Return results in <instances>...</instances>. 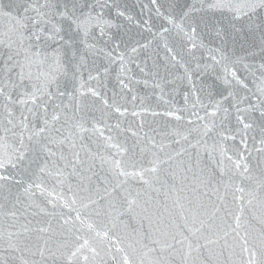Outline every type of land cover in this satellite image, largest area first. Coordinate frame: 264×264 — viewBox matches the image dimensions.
<instances>
[{
    "label": "snow or ice",
    "instance_id": "snow-or-ice-1",
    "mask_svg": "<svg viewBox=\"0 0 264 264\" xmlns=\"http://www.w3.org/2000/svg\"><path fill=\"white\" fill-rule=\"evenodd\" d=\"M201 3L207 11L227 12L236 31L242 30L235 28L241 20L248 21L249 31L258 30L252 18L264 10V0ZM114 7L109 0L92 4L89 0H25L23 5L0 8V20L10 21L7 29L0 27V194L6 186L21 189L11 210L5 212L0 204V217L23 215L17 205L24 211L38 207L37 193L46 205L76 212L74 218L61 216L64 225H73L67 235L32 245L35 252L19 231H8L5 237L0 227V243L6 240L14 252L33 256L38 252L41 261L51 257L60 264H108V260L115 264H264V86L259 95L239 96L234 85L247 88L236 68L240 58L233 60L222 46L209 48L212 63L203 67L220 69L217 79L225 89L218 99L209 93L207 103L203 102L201 90L193 86L185 95L186 104L193 98L187 119L179 110L165 113L184 121V126L172 129L160 141L155 136L138 137L132 149L113 142L111 135L105 136L112 126L85 117L82 98L90 95L120 115L127 108L110 104L98 88L87 87L73 62L83 67L87 53L81 54V49L97 51L95 43L88 41L96 28L105 34V26L110 25L103 12ZM116 15L125 13L117 8ZM189 17L184 12L179 22L172 15L164 20L183 34L192 52L204 44L198 37V25L187 23ZM169 31L161 26V34ZM222 33L223 29H216L217 36ZM137 47L147 44L137 42ZM137 47L131 48L132 54ZM114 51L99 50L123 66L125 54L114 57ZM166 51L179 64L173 49L166 47ZM184 74L191 82V71L186 68ZM98 77L99 73L89 75L88 80ZM120 84L129 87L123 80ZM257 120L259 139L252 136L250 147L248 133L256 130ZM229 141L234 148L228 146ZM253 152L259 157L255 171L250 162ZM73 178L75 190L72 184L65 187ZM153 193H163L166 201L175 197L173 206L179 208L182 223L166 222ZM25 201L29 202L26 206ZM90 206L105 221L102 225L87 223L89 235L82 236L77 234L80 229L73 230L74 221L84 225L82 213ZM125 216L138 218L140 226L122 236L117 230ZM39 232L45 234L48 229ZM21 264L29 262L22 259Z\"/></svg>",
    "mask_w": 264,
    "mask_h": 264
},
{
    "label": "water",
    "instance_id": "water-1",
    "mask_svg": "<svg viewBox=\"0 0 264 264\" xmlns=\"http://www.w3.org/2000/svg\"><path fill=\"white\" fill-rule=\"evenodd\" d=\"M24 3L25 0H0V8L6 9L9 5L19 6ZM92 3H95V0H89V4ZM109 3H114L115 7L104 9L103 18L109 21L110 26H105V34L103 35H101L100 29L96 28L92 33V39L88 41L95 43L97 51L88 53L86 49H81V54L87 53L86 63L83 67H79L73 62V67L76 69L80 80L86 82L87 87L98 88L108 98L110 104L115 102V105L120 106L122 110L127 108V112L120 115L104 108L99 101L90 95H85L82 98V103L86 105L85 117L90 121L93 119L102 120L112 126V132L105 131V136L111 135L114 138L113 142L126 144L129 149H132L138 137L155 136L160 141L172 129L184 126V121L178 122L174 118L166 116L165 113L170 110H179L178 114L183 113L187 119V112L193 110V98L190 96L186 104L185 95L190 93L193 86L201 90L200 95L203 102L207 103L209 93L218 99L219 94L224 93L225 89L222 81L217 79L220 69L208 67L205 70L203 67L212 63L208 55L209 48L222 46L233 60L240 58L236 68L247 88L234 85L239 96L251 98L254 95H259V89L264 86L261 84V81H264V67H262L264 65V36H262V32H264V10L252 18L259 25L258 30L249 31L246 27L248 21L241 20L236 23L235 28L242 30L236 31L233 29L231 16L227 12L213 13L207 11L206 6L202 7L201 0H156L155 4L152 3V0H109ZM117 8L123 11L125 15L117 16ZM157 9H159V15ZM193 9H199V11ZM97 11L100 9L97 8ZM184 12L190 13L187 23L198 25V37L204 44V47L192 52L187 50L186 38L183 34L164 20V16L172 15L179 22ZM144 21H148L149 24L144 25ZM93 23L95 24V21ZM9 26V20H0V27L7 29ZM149 26L150 30H146ZM161 26L169 28L170 31L161 34ZM218 28L223 29L221 36L216 34ZM187 30L186 28L185 31ZM137 42L140 45L147 44V47H137ZM116 45L119 47L116 48ZM133 47H137L134 54L131 53ZM166 47L173 49V54L177 55L179 64L171 60ZM100 49H103L104 52L115 49L114 57L124 53L123 66L119 60L107 58L99 52ZM198 64L201 65L199 69H197ZM186 68L192 73L191 82L185 77ZM98 73V80H88L89 75L97 77ZM68 75H72L71 70ZM121 80L129 85L127 89L121 86ZM258 115V112L255 113L253 118L258 117ZM117 123H119V128L115 127ZM259 124L260 121L257 120L256 130L248 133L250 147L253 144L252 136L259 139ZM132 132H136L137 136H133ZM238 140L239 138H237V142ZM163 142L167 144L168 140ZM228 146L230 148L235 147L231 141L228 142ZM92 147L95 150V145ZM135 150L138 152L139 146ZM258 160L259 157L253 152L250 162L254 171ZM97 168H99L98 164ZM68 184H72L73 190H75L76 180L74 178L66 181L65 187ZM18 191L21 189L12 185L10 189L6 186L3 193L0 194L3 197L0 199V204H3L5 212L12 209ZM57 191L60 189L57 188ZM82 195H86V193H82ZM152 195L154 200L159 199V211L167 217L166 222L173 220L176 224L182 223L179 218V208L173 206L175 197L166 201L163 193H153ZM28 203L25 201V206ZM35 203L39 206L28 208L27 211H24L21 205H17L16 207L23 212V215L18 213L17 218L0 217V227L3 228L5 237L8 231H19L24 242L29 244L33 252L36 251V248L32 245H42L48 237H52L54 242L57 238H62V235H67V228L73 227V225H64L61 216L64 218L76 216V212L70 208L60 206L53 208L51 205H46L44 198L39 193H37ZM76 207L78 208L79 205ZM41 208L44 211H41ZM81 218L85 224L81 225L79 221H74L73 230L80 229L81 231L77 234L82 236L89 235L87 223L102 225L105 221L103 216H96L91 206L82 213ZM9 225H14V227L10 228ZM139 226L138 218L125 216L117 231L123 236L132 232L133 229L139 228ZM25 227L29 229L28 232L24 231ZM40 228H47L48 232L41 234ZM21 246L23 247V242ZM49 246L55 250L54 243H50ZM104 246H107L106 243ZM57 255L59 254L57 253ZM22 259L27 260L29 264H32L34 260L40 261L41 264H60L58 259L54 261L51 257L41 261L38 252L35 256L31 252H25L23 255L20 252H14L9 249L6 240L0 243V264H21ZM105 259L108 260V257ZM108 264H115V262L108 260Z\"/></svg>",
    "mask_w": 264,
    "mask_h": 264
}]
</instances>
